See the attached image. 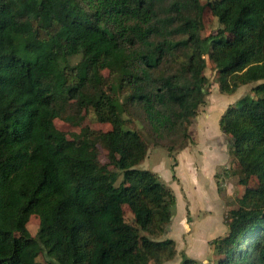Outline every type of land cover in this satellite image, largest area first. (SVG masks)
<instances>
[{
	"label": "trees",
	"instance_id": "16d2710c",
	"mask_svg": "<svg viewBox=\"0 0 264 264\" xmlns=\"http://www.w3.org/2000/svg\"><path fill=\"white\" fill-rule=\"evenodd\" d=\"M206 5L219 28L202 37L199 0H0V264H42L41 253L45 264L175 258L165 238L175 196L139 167L148 144L123 115L144 117L156 146L169 138L170 156L185 147L205 103V56L221 93L258 83L219 120L245 190L210 242L214 259L264 264V0ZM89 109L111 128L86 129L93 148L83 150L54 121L74 125Z\"/></svg>",
	"mask_w": 264,
	"mask_h": 264
},
{
	"label": "rangeland",
	"instance_id": "374dc122",
	"mask_svg": "<svg viewBox=\"0 0 264 264\" xmlns=\"http://www.w3.org/2000/svg\"><path fill=\"white\" fill-rule=\"evenodd\" d=\"M199 1L202 9L201 36L214 35L218 31L219 24L210 8L206 5L208 0ZM205 60L206 66L203 71L207 79L203 89L205 92V103L198 108L197 115L193 118L190 126H188L190 138L185 143L186 146L176 148L172 152V156L168 154L165 148L169 138L165 139L164 146H156L155 142L157 140L154 135L150 134L148 123L144 120V117L134 114L132 110L126 111L123 115L125 121L133 123L125 128L139 130L148 144L147 157L139 167L154 172L159 181L172 190L176 198L165 238H173L177 253L174 259L163 264H179L182 255L193 259L197 264H216L210 242L225 235V216L230 210L237 207V201L245 190V186L238 182V168L232 159V155L229 154L227 147L229 143L228 137L221 132L219 120L229 106L244 96L253 95L251 90L258 83L240 85L233 94H223L219 91L218 83L216 82L217 73L214 65L206 56ZM104 75L107 76L108 71L105 70ZM205 122L206 126H202ZM54 126L64 132L68 139L74 141L83 150L93 148L85 137L86 129L94 132H105L111 128L107 123H99L91 109L83 112L81 120L74 125L55 120ZM178 138L182 139L181 134H178ZM96 148L99 151V161L108 165L107 151L101 145H96ZM210 148L213 150L211 151ZM180 150H185V154L188 157L190 156L189 158L194 157L195 159L199 157L200 160L201 157L206 160L211 152L221 164L212 170L210 178H205L202 171L195 173L198 176L197 180L201 185V190L204 191L201 195L195 188H190L191 184L189 188L187 185L183 186L177 178L179 176L175 171V166L178 165L177 155ZM194 159L192 163L196 170V161ZM109 169L111 170L112 167L109 166ZM186 170L187 168L184 166V171ZM121 178L119 177L118 182ZM256 182V178H253L248 186H254ZM185 194H190L188 196L194 202H188ZM204 200H207L208 205H204L203 208ZM123 215L126 222L131 223L133 217L127 206H123ZM38 226V217L31 215L26 225L31 236H36ZM198 233L200 240L196 243L194 240ZM47 259L50 260L44 253H41L37 258L42 264H45Z\"/></svg>",
	"mask_w": 264,
	"mask_h": 264
},
{
	"label": "crops",
	"instance_id": "0c3cea01",
	"mask_svg": "<svg viewBox=\"0 0 264 264\" xmlns=\"http://www.w3.org/2000/svg\"><path fill=\"white\" fill-rule=\"evenodd\" d=\"M207 122H208V119H207ZM203 125L206 126V122H205V124H202V126ZM210 150L212 151L213 149L210 148ZM185 152H186L185 150H183V151L180 150L178 152V155H177L178 165L175 166V171H176L177 175L179 176L177 178L181 181L183 186L187 185L189 188V185L191 184L190 188H193V189L195 188L199 192V194L201 195V193L204 191L201 190V185L199 184V181L197 180L198 176L195 175V173L197 171H202V174L204 173L205 178H210L209 176H210L212 170L216 169V167L221 165V164H219V162L216 160V156L213 155L211 152L209 154L210 156L208 158L206 157L207 158L206 160H203L202 157H201V160L199 159V157H196L194 159V157L191 156L192 158H189L190 156L188 157V155H186ZM224 152H225V150H224ZM193 159L196 161V170H195V167L192 163ZM184 166H186V168H187L186 171H184ZM188 195H190V194H185V196L188 199V202L193 203L194 200L191 199V200H193V201H191L190 197ZM175 201H176V198H175ZM204 205L205 206L208 205L207 200H204V203L202 206L203 208H204ZM225 228L227 231L226 225H225ZM169 239H171V238H169ZM198 240H200L199 233L197 234L194 241L196 243H198Z\"/></svg>",
	"mask_w": 264,
	"mask_h": 264
}]
</instances>
